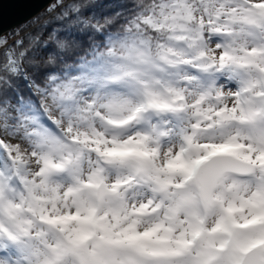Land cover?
I'll return each mask as SVG.
<instances>
[{"label": "snow or ice", "instance_id": "1", "mask_svg": "<svg viewBox=\"0 0 264 264\" xmlns=\"http://www.w3.org/2000/svg\"><path fill=\"white\" fill-rule=\"evenodd\" d=\"M101 7L0 31V264H264V0Z\"/></svg>", "mask_w": 264, "mask_h": 264}, {"label": "water", "instance_id": "2", "mask_svg": "<svg viewBox=\"0 0 264 264\" xmlns=\"http://www.w3.org/2000/svg\"><path fill=\"white\" fill-rule=\"evenodd\" d=\"M51 0H0V31L31 17Z\"/></svg>", "mask_w": 264, "mask_h": 264}, {"label": "trees", "instance_id": "3", "mask_svg": "<svg viewBox=\"0 0 264 264\" xmlns=\"http://www.w3.org/2000/svg\"><path fill=\"white\" fill-rule=\"evenodd\" d=\"M52 2H53V0L49 1L46 5H44L40 10H38L32 16H35L38 13H43L45 11V9H47L49 7L50 3H52ZM117 2H118V0H100V4L102 5L101 10L104 11V12H111V11L114 10V8L112 6H114ZM31 17L21 21L20 23L15 24L13 27H11L10 29L6 30L5 32H9L12 29L18 27L19 25H22V24L26 23Z\"/></svg>", "mask_w": 264, "mask_h": 264}]
</instances>
